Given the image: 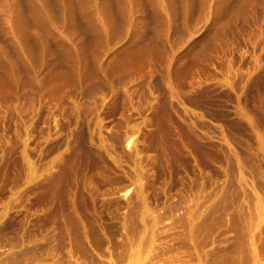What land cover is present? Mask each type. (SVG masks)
Masks as SVG:
<instances>
[{"label":"rangeland","instance_id":"rangeland-1","mask_svg":"<svg viewBox=\"0 0 264 264\" xmlns=\"http://www.w3.org/2000/svg\"><path fill=\"white\" fill-rule=\"evenodd\" d=\"M0 264H264V0H0Z\"/></svg>","mask_w":264,"mask_h":264}]
</instances>
